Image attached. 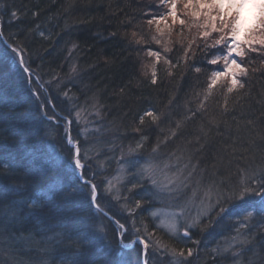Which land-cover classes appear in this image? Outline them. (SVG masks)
Segmentation results:
<instances>
[{
	"label": "trees",
	"instance_id": "obj_1",
	"mask_svg": "<svg viewBox=\"0 0 264 264\" xmlns=\"http://www.w3.org/2000/svg\"><path fill=\"white\" fill-rule=\"evenodd\" d=\"M167 1L0 0V264H118L110 251L120 247L115 221L127 230L138 223L177 250L192 248L188 264H234L236 251L242 264H264V219L248 208L253 217L242 229L238 221L260 196L233 201L223 218L217 208L181 240L156 226L149 215L156 189L133 175L143 162L181 168L191 173L182 197L196 188L214 202L241 180L264 181V47L242 57L244 87L231 92L223 82L211 85L216 65L208 61L217 50L204 40L189 48L186 32L172 34L158 60L149 54L158 46L152 25ZM11 47L23 50L29 72L6 58ZM68 133L81 150L82 176ZM121 165L128 179L118 199L129 212L104 195ZM86 182L113 219L91 204ZM234 237L251 243L218 254ZM135 238L126 233L123 241ZM124 251L144 264L141 244Z\"/></svg>",
	"mask_w": 264,
	"mask_h": 264
},
{
	"label": "snow or ice",
	"instance_id": "obj_2",
	"mask_svg": "<svg viewBox=\"0 0 264 264\" xmlns=\"http://www.w3.org/2000/svg\"><path fill=\"white\" fill-rule=\"evenodd\" d=\"M185 8L195 7L199 10L208 9L209 11L205 13L207 20L211 21V29L212 31H216L221 33L218 39L214 40L212 45L205 44V49L207 48H215L219 55L212 58L208 61L211 65H218L219 61L223 60L222 69H217L212 72L211 75V85H215L217 80L222 77H230L231 85L228 88V91L231 92L233 88L239 86L243 88L244 85L240 83L237 79V75L248 74V69L245 68L242 63H238L236 57H243L245 55L241 45H247L251 51H257L256 48H253V44H259L261 47H264V38H257L256 33H264V0H186L184 3ZM217 10L218 15H211V10ZM170 14L175 17L176 14V0H171V8ZM15 16V12L12 13ZM199 15L198 11H193L192 16L196 17ZM220 21V27L217 28L215 21ZM149 23H152L150 20ZM180 24L184 25L185 21L180 20ZM208 25H204L207 27ZM241 33H244L245 36L250 38L241 40ZM2 35V32H0ZM202 37L207 39L210 36V32L204 31L201 33ZM191 44L189 45V48ZM187 49L185 50V56H187ZM23 50L17 47H11L10 53L6 50L5 56L8 59L15 60L17 64L22 68L23 72L27 73L30 69L25 66V60L22 55ZM150 55L159 56L156 52H150ZM235 54V56L233 55ZM197 72L200 71L199 68L196 69ZM152 82H156V74L153 71L152 74ZM210 85V87H211ZM77 117H79V112L76 113ZM146 116L152 118L153 121L157 120V116L152 111H148L145 113ZM51 119V117H49ZM144 117H141V122H143ZM69 143H72L71 139H69ZM142 147L141 144L136 145V149H130V154L136 152ZM155 151V150H154ZM80 149L77 146L75 150L74 163L76 168H83L79 157ZM157 165L148 164L141 168V174H150L151 176L155 175V170L157 169ZM167 167V165H165ZM191 173H188L187 176L184 175L183 169L177 168L176 172L172 173L170 178L168 179L167 185H160L156 179H152V184L161 187V190H167L169 192L179 191L181 188L186 187V182L188 181ZM257 184V187H250L249 184L241 180V186L237 188H233L227 197H222V194H217V199L215 203H209L206 207H202L198 212L197 216L192 218L190 221H187L184 226V236H189V227L195 228L199 226L202 221L201 217L210 216L211 212L218 208L217 217L223 218L224 215H228L231 208V203L233 201L236 202H244L246 198L250 196H260L261 200L259 202V207L256 205H247L245 208L246 215L244 216V220H248L253 217L254 212L248 211V208H252L255 210V213H258L262 219H264V181H254ZM90 186V202L94 205L97 211H102L100 208L98 200V192L97 186L95 184H91L90 182H86ZM175 184L176 188H172L170 185ZM133 187H137V185H133ZM203 203V202H202ZM34 206H39V201H33ZM225 205V206H221ZM136 207H140V201L136 202ZM129 211H132L129 209ZM156 213H152L155 215ZM183 212H181V215ZM176 213H171L172 219L170 221L162 222V226L167 229V231L175 236L178 232V225L176 222ZM215 221L209 220V223L204 226V229L211 227V225ZM119 223V222H117ZM243 226V225H242ZM119 228L121 229V236H123L126 229L123 224H119ZM137 231H139L137 229ZM239 234V229H237ZM153 234H149L151 237ZM141 244H143L145 249V255L147 254V249L149 248V243L145 240L144 237H137ZM254 239V237H253ZM233 240H236L234 237ZM135 241H133L134 243ZM155 243L162 249H165L170 255L173 257L172 264H188V258L194 255L193 249L188 248L177 250L175 247H170L169 245L162 243L160 240H156ZM195 243H199L196 241ZM239 243L241 245L250 244L251 240L245 238L240 240ZM127 247L128 245H124ZM231 251V246L223 250L222 253L218 254H226ZM234 258V264H242V260L235 259L236 257H242L241 251H236L232 253ZM147 264V261H145Z\"/></svg>",
	"mask_w": 264,
	"mask_h": 264
},
{
	"label": "rangeland",
	"instance_id": "obj_3",
	"mask_svg": "<svg viewBox=\"0 0 264 264\" xmlns=\"http://www.w3.org/2000/svg\"><path fill=\"white\" fill-rule=\"evenodd\" d=\"M167 2H166V7L162 8L161 11L159 10L160 13L159 15L155 17L156 20L154 21L152 25L153 27L152 35H154V38H155L154 40L156 41L158 46H157V49H154L152 51L150 50L149 53L150 52L158 53L159 54L158 57L154 56L158 60L162 58V56H164L163 51L166 49V47H168L170 38H172V34H174L175 32H179V34L180 33L183 34L184 32H186L184 39H186V41L189 44H196L194 42H198L199 40H204L208 43V45H212L213 41L218 39L219 36L221 35V33L219 32L212 31L211 29L212 22L208 21L205 15V13L209 11L208 9L199 10L195 7L185 8L184 3L186 2V0H176V14L174 17L172 14H170L171 0H168ZM193 11H198L199 15L196 17H193L192 16ZM211 15L217 16L218 15L217 10L212 9ZM181 19L185 21L184 25L180 24ZM215 23H216L217 28L220 27V21L218 19L215 21ZM206 24L208 26L204 27V25ZM204 31L210 32V36L207 39H205L201 35V33H203ZM255 35L257 36L258 39L264 38V33H256ZM247 38H250V37L245 36L244 33H241V40L247 39ZM241 47L244 53L250 50V48L247 45L242 44ZM252 47L259 48L260 45L253 44ZM219 54L220 53L217 52L216 55H214V57H216ZM233 55L235 56V54ZM236 59L238 63H242V60H243L242 57H236ZM222 67H223V60L221 59L218 65H216L215 70L222 69ZM242 76L243 74L238 73L237 79L239 82H241ZM221 82L228 84L227 85L228 87H230L231 85V79L230 77H227V76L218 79L216 84L221 83ZM69 139H71L72 143H69ZM67 143L70 146L74 147L76 150V147L74 146L75 142L73 138L71 137L70 133H68ZM80 154H81V150L79 153V157H80ZM73 161H74V158H73ZM80 161H81V164L84 166V162L81 159ZM148 164L156 165L154 162L137 163L135 164V167L133 168V175H136L137 178L147 177L150 180V182L152 181V179H156L160 185H167L168 184L167 178H170L172 173H174L175 171H172L171 169H169L168 166L165 167V165H157L158 167L155 170L154 176H151L150 174H141V168ZM82 169L83 168H79L78 170L81 176H82ZM127 170H128L127 165L119 166L116 170V174L114 175V177L110 179L109 181H106L104 184V195L107 196L110 202L120 206V208L124 212H129V207L127 206V203L125 202L121 203V201L118 198H120V195H121L120 194L121 187L124 185V183L128 179ZM170 186L174 189L176 188L175 184H172ZM154 188L156 189L157 196L155 195V198H154L155 200L153 201L155 205L150 209L149 215L153 218L157 227H159L160 229L170 234L167 231V229L162 226V222L170 221L172 219L171 213L175 212L177 214L176 222L178 225V232L174 237L181 239V240H184L185 238L184 226L186 222L196 217L202 207H206L210 202L215 203L214 199H212L211 193H206V192L201 193L197 191L196 188H194L190 193H188L186 197H182L183 194L181 192L185 191V190H181L183 188H181L179 191H173V192H169L167 190H161V187H158L157 185H154ZM161 194H163V200H160ZM177 197H180V198H177ZM181 212H183L182 215H181ZM152 213H156V214L152 215ZM202 218L203 216L201 217V219ZM238 221L240 223L239 225L240 229L246 226V220H244V216H241L238 219ZM99 223H100L98 226L99 233L110 244L111 240L108 238L107 233H106L107 226H106L105 221L100 219ZM114 223L119 228L120 223H117L116 221ZM261 225H264V222ZM190 228L191 227H189V229ZM137 229L139 231H137ZM126 233L127 235H133V236L136 235V238L137 237L145 238V240L149 243V248L146 250L147 251L146 255H145L144 246L143 244L140 243L138 239L134 243H133L134 240L129 243L123 241L124 234ZM119 234H120L119 242L121 241V244L119 243L120 247L119 248H116L115 246L110 247V251L117 255L118 264H132L133 263V260L135 259L133 258V255L124 250L133 248L135 244L137 243L142 245V258H143L144 264H145V261H147V264H148V261L150 260L152 264H172L173 257L165 249L160 248L155 243L157 239H154L153 237H149L150 233L147 232V229L144 226H139L138 223H133L132 225H130L128 230L126 229V232H124L123 236H121V229L119 228ZM240 239L241 238L239 239L236 238V240H233V242L231 243L232 245L231 247H234V245L238 243ZM124 245H128V246L125 247ZM12 263L13 262L10 261V264Z\"/></svg>",
	"mask_w": 264,
	"mask_h": 264
},
{
	"label": "water",
	"instance_id": "obj_4",
	"mask_svg": "<svg viewBox=\"0 0 264 264\" xmlns=\"http://www.w3.org/2000/svg\"><path fill=\"white\" fill-rule=\"evenodd\" d=\"M74 146L77 147L78 146L77 143H75ZM101 212L103 214H105L108 218H110V219L112 218L111 215L109 213H107L105 210H102ZM136 240H137V238L134 239V241H136ZM119 243L121 244V241Z\"/></svg>",
	"mask_w": 264,
	"mask_h": 264
}]
</instances>
